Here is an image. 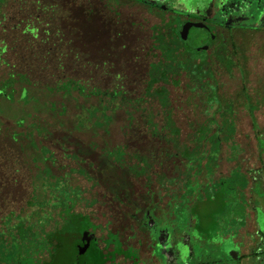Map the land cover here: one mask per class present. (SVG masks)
<instances>
[{"label": "rangeland", "instance_id": "obj_1", "mask_svg": "<svg viewBox=\"0 0 264 264\" xmlns=\"http://www.w3.org/2000/svg\"><path fill=\"white\" fill-rule=\"evenodd\" d=\"M139 1L171 11L137 0L0 3V47L5 49L0 53V86L11 84L0 95V223L7 216L13 223L24 217L23 243H28L18 245L13 238L12 255L1 253L0 264H37L28 257L39 246L33 241L36 233L46 224L36 222V216L30 219L35 208L28 201L36 206L47 189L59 203L43 211H72L102 227L90 228L102 237L100 245L108 246V264H264V0ZM186 15L194 17L196 26L183 57H195L204 71L214 70L205 75L209 87H192L189 69L177 74L163 69L159 78H152L153 71L150 76L162 60L156 36L161 32L167 39L168 26L179 25ZM173 63L175 72L178 64ZM69 78L87 88L122 91L129 101L107 112V125H97L95 110L86 108L97 105L99 97L64 94L68 83H59ZM150 81L153 95L147 96ZM23 87L27 92L20 99ZM162 92H167L165 106L155 95ZM208 92L212 95L206 97ZM227 105L236 142L246 151L236 144L229 152L226 142L217 139L214 165L188 180L181 195L173 178H165L175 177L174 167L182 164L189 174L197 160H184L179 145L173 147L164 110L169 109L177 128L175 139L188 148L199 124L204 123V136L220 132L215 109L223 111ZM78 120L85 125L76 126ZM37 127L45 131L30 136ZM104 152L117 160L101 161ZM227 156L233 161L222 167ZM45 163L51 166V179ZM91 163L105 169L97 172ZM219 164L222 173L230 171L214 180ZM135 166L145 171L136 173ZM79 168L89 169L88 174ZM199 211L210 220L207 232L199 229ZM56 227H46L43 237L62 228ZM3 234L6 245L10 237ZM41 256L39 252L37 258ZM73 256L72 249L71 261ZM88 258L77 249L76 264H92Z\"/></svg>", "mask_w": 264, "mask_h": 264}, {"label": "trees", "instance_id": "obj_2", "mask_svg": "<svg viewBox=\"0 0 264 264\" xmlns=\"http://www.w3.org/2000/svg\"><path fill=\"white\" fill-rule=\"evenodd\" d=\"M137 1L141 2V3H144V4H147L148 6L153 7V8L162 9L164 11H171L170 9L161 8V7L157 6V5L149 4V3L144 2V1H139V0H137ZM1 2H2V0H0V3ZM177 26L178 25L172 26V27L168 26L167 32L169 34V37L167 39L164 38L165 35L163 36V34L161 32L158 34V36H156L157 47H159V49L161 51L162 60L160 59V60H158L156 62V64H158L157 68L151 69L150 70L151 72L149 71L150 72V76H151L152 71H153L154 72V76L152 75V78L153 79L159 78V74H161L163 69H164L165 73H167V72L169 73L170 72L171 74H177V73H179L180 70L189 69L190 70L189 73H190V76H191V80L190 81L193 83L192 87H194V88L197 87V89H198V86L199 87H203V86L209 87L208 84L206 83L208 80H206L207 76H205V75H208L209 71L210 72L212 71V73H213L214 70H209V71L205 70L204 71L203 68H201V63L198 60H196L195 57L193 58L194 60H191V61H187L183 57V55L185 53L184 51L189 52V50L186 48V45L184 44V42L175 33L174 29ZM30 31L34 32L33 29H31ZM36 34L37 33H35V35ZM4 52H5L4 47H0V53H4ZM173 62L178 64V67L175 68L176 69L175 72H172V69H171L172 67H174L173 66L174 65ZM21 78L24 79V76H21ZM9 80L11 81V83H14V81L11 79V76L9 77ZM61 82L68 83V85L66 86V90H64V91L61 90V91L64 92V94H65V92L68 93L69 96L76 94V95H78V97H81V98H88V97H91V96L99 97L98 98L99 102H98L97 105L93 104V105H90L89 107L86 108V109L93 108L95 110L96 121H97L96 124L97 125H103V124L107 125V123L110 120L109 114H107V112L108 111H113L116 108H118L120 102H123V104H126V102L129 101V98H127L124 95V92H122V91H119L120 92L119 93L117 91H113L112 89H110V90H102V89L96 88L95 86H88V88H87V85H86L85 82L80 81V80H74L72 78L60 81V83H59L60 85H61ZM152 85H153L152 81L147 83V88L145 90V93H146L147 96H152L153 95L150 92V89L152 88ZM10 86H11L10 82H8L7 84H4V86H2V87L0 86V95H2L4 97V93L7 91L5 88L10 87ZM54 89L60 90L57 87H55ZM54 89H53V91H55ZM214 89H215V94L219 95L218 88L214 87ZM50 90L52 91V89L49 88V91ZM11 91L12 92L14 91L13 88H11ZM197 91L198 92L196 93V95L198 97L200 96L199 98L202 100V97H203L202 93L199 90H197ZM26 92H27L26 88L23 87L22 90H21L20 99L24 98L26 96ZM155 95H157L159 97L161 103L164 106L168 104L167 92H162L160 94L157 93ZM210 95H212L210 92L205 93L206 97H209ZM73 98L76 99V97H73ZM20 99H19V102H21ZM11 100H12V98H11ZM117 100H118V102H117ZM134 100H133V102H135V101L138 102V101H140V97H138V99H136L135 101ZM115 101H116V103H115ZM133 102H131V103H133ZM228 106L229 105L224 106L223 111H221V110L219 111V110L215 109L214 115L217 114V116H216L217 123H215V125L220 128V132L219 133L216 132L217 133L216 136H212L209 133H208V135L204 136L205 135L204 132H203L204 123L203 124H199L200 130L198 128L199 126H195V129H198L199 132L196 131V132H193L191 134V136L192 137L194 136L195 139H192L193 143L188 148L183 147V144H186V143H180L179 144L177 142V140L175 139L178 136V132L175 131V130H177V128L173 126L174 124H172V122L170 120L169 109H166L167 111L164 110V113H165V115H164L165 127L169 128V129L172 127L171 128L172 129V135H173L174 138L172 140L173 142H171V143L173 144V147L175 145H179L178 148L181 151L178 152V153L184 160L189 161V160H187L188 158H192V159H196L197 160V162L195 163V166L193 167V169H189L190 170L189 174L185 173L186 167H185L184 164H182V165H177V166L174 167L176 169L175 170V172H176V176L175 177H168V178L166 177L165 178V181L167 179H169V178H173V182H175V185H177L179 187V188L178 187L176 188V191L181 189V191H182L181 195H183L185 193V187L184 186H185V184H186V182L188 180H196L198 178V175H199L200 171L205 168L204 166H206V168L209 169V168H211V166L214 165V160H215L214 158L215 157L211 153H213L212 147L214 148V146H215L214 142L217 141V139L219 140L221 138L220 139L221 141H225L226 142L227 149H228L229 152H232L233 146L237 144L236 138H235L236 137V134H235V122H234V118L230 117L228 115V113H229V111H227V107ZM230 108H231V105H230ZM127 114H129V116H130L131 115V111H128ZM21 118L22 117H20L18 119V124L19 125H21V123L23 121V119H21ZM207 120L209 121L210 118L207 119ZM83 123H84L83 120H78L76 126L82 127V126L85 125ZM205 127H207V126H205ZM206 130H211V128L208 126V128ZM32 131H35L38 134H40V133L42 134V131H45V128H43V127H39L38 128L37 127L34 130H30V132H28V134L30 136H31ZM15 134L17 136V135H21L23 133H21V132L17 133L16 132ZM157 134H159V133H157ZM16 136H14V138H16ZM160 136L164 137L163 134H161ZM30 143H31V145H34L33 148H37V146H35L36 144L34 143V141H30ZM237 146L242 148L243 151H246L245 148L242 147V145H238L237 144ZM230 147H231V149H230ZM205 149H206V152H207L206 155H205ZM45 150H47V149H45ZM122 151L123 150L120 149V153H122ZM201 151L204 154V155L202 154V156L200 155ZM74 157L76 158L77 156H74ZM99 158L101 159V161H102L103 158H105L104 160H105V163H107V164H109L113 160L114 161L117 160L116 158L106 156L105 152L102 153L99 156ZM226 158H228V156ZM139 159L142 160L141 157H139ZM232 161H233L232 157H231V161H230L229 158L226 159L223 163H221L222 167L227 166ZM204 163H205V165H204ZM45 164L46 165H45V167H43V169L45 170V168L48 167L47 170H45V171L47 172V175L49 176V179H51L50 178V176H52L51 175V166L49 164H47V163H45ZM91 164H92V166L96 167L97 172L99 171V169H101V170L105 169V167L103 168V167L99 166L98 163L96 165H95V163H91ZM221 164H219L218 167H217V175H218V177H217V175H214V177H215L214 180L218 179L219 177H224L222 175L227 174L230 171L229 170L226 173H222L223 172V168L221 170V168H220ZM233 168H235V167H233ZM133 169H134L133 171H136V173H139V174L143 173L145 171L144 167H142L141 169L136 170L137 167L135 166V167H133ZM78 170H79L80 173H83L84 175L88 174V172H89L88 171L89 169H87V168L86 169L79 168ZM212 177H213V175H212ZM55 179H57L56 183H58V179H60V178L58 176V177H55ZM214 180H212V181H214ZM212 181H211L210 184H213ZM49 183H51V182H49ZM43 184L44 183H42V185ZM68 189L70 190V187H68ZM163 189H165V187ZM47 194L48 195H46L43 198H41V201H37L36 202V204H37L36 206L37 207L35 206L34 201H32V200L28 201L29 202V206L32 209L35 208L34 211H32L30 213V216H29L30 219H34V217L36 216V222H39L41 220L43 224H46L43 227V230L46 227H52V226H54V227L60 226V227H62L61 228V230H62L67 224L70 223V221H73V223L76 226V231H75V234H74V238L72 239L73 241H71V242H73V244L75 246H73L74 256H73V260L71 261L70 264H76V251H77V249L79 250V252L82 255H84L85 257H89L88 261H90L92 264H105V262L107 260L106 253H105L106 249H105V247H102L100 245V244H102L103 239H102V237L99 238V237L95 236L94 232L90 228L91 226H93L94 230H101L102 227L101 226H97V224L92 222L87 216H85L83 214L73 213L72 211H43L44 210V206L46 207L45 208L46 210H51L50 206L54 205V207H56L55 205H57V203H59V200H56L54 198V194H52V193L50 194V192H48V189H47ZM174 194H176V192ZM206 198H210V197H206ZM184 199H186V198H184ZM181 206H182L181 203L176 206L178 211L180 210ZM64 221H66V222H64ZM22 222H24V217H22V216H18L16 218V222L15 223H13V219H12L11 216H7L6 218H4L2 220V223H0V242L2 244L0 246V255L4 254V256L8 255V257L10 255H12L11 254L12 252H11L10 249L15 247L14 243H13L15 241L16 242L19 241L18 245H20L21 243L23 245L26 244V243H23L24 242L23 240H24L25 236H22V232H23V229H24L25 226H23ZM4 230H6L8 232L9 237H10V241H11V239L13 240V238H15V241L14 240L12 242L8 241V243H6V245H5L4 244L5 243V238H3L5 233L3 234V232H6V231H4ZM43 230H41L42 231L41 233H36V237L33 239V241L37 242L39 244V246H36V248L33 249L34 252H33V254H30V257H28V259L29 260L30 259L31 260L35 259L37 261V264H42L44 261L48 260V258L50 257V260L47 263H45V264H50L53 261V259L55 258L56 253L60 249H62L64 247V243L56 239V234L59 233L61 230L59 232H54V231L48 232L47 234H44V237L42 235V233H44ZM30 239H28V240H30ZM41 242H42V245L40 246ZM69 243H70V241H69ZM55 244H58L59 247L56 248V249H53ZM3 248L5 250H3ZM39 252H42V256H41V258L38 259L37 258V254ZM49 255H51V256H49ZM11 257L13 258V256H11Z\"/></svg>", "mask_w": 264, "mask_h": 264}, {"label": "water", "instance_id": "obj_3", "mask_svg": "<svg viewBox=\"0 0 264 264\" xmlns=\"http://www.w3.org/2000/svg\"><path fill=\"white\" fill-rule=\"evenodd\" d=\"M161 8H165L164 5L159 6ZM195 23H181L177 27H175L174 31L179 36V38L184 42V44H190L192 40V33L195 29ZM199 215L201 218V223L199 224V229L207 232L205 227L210 223L206 217L199 211ZM203 215V216H202ZM76 231V226L73 221H70V224H67L59 233L56 234V239L64 243V247L60 249L55 258L50 264H69L72 257V247L69 244V241L74 238V234Z\"/></svg>", "mask_w": 264, "mask_h": 264}, {"label": "flooded vegetation", "instance_id": "obj_4", "mask_svg": "<svg viewBox=\"0 0 264 264\" xmlns=\"http://www.w3.org/2000/svg\"><path fill=\"white\" fill-rule=\"evenodd\" d=\"M184 16V15H183ZM194 17L193 16H189V15H186V20H184V21H182L181 23H186V22H190V23H195L194 22V19H193ZM180 23V24H181ZM149 191V190H148ZM151 191H149L148 193H150ZM152 193V192H151ZM153 194V193H152ZM153 196V195H152ZM71 241H73V240H70V245H71V247H72V249H73V246H75L74 244H73V242H71ZM108 245V244H107ZM75 248V247H74ZM107 248V249H106ZM105 253H106V255L107 254H109V256L107 255V260H106V262H105V264H108V262H109V260L108 259H111V257H110V253H108L109 251H108V246L106 247L105 246ZM76 256H77V251H76Z\"/></svg>", "mask_w": 264, "mask_h": 264}, {"label": "crops", "instance_id": "obj_5", "mask_svg": "<svg viewBox=\"0 0 264 264\" xmlns=\"http://www.w3.org/2000/svg\"><path fill=\"white\" fill-rule=\"evenodd\" d=\"M162 1V0H161ZM164 1V0H163ZM218 0H215V3H218L217 2ZM221 1V0H220ZM223 1V0H222ZM225 1H227V0H224V2L223 3H226ZM236 1V0H235ZM179 9H184V5L183 4H179ZM264 12V11H263ZM263 21V20H262ZM262 21L260 22V23H262Z\"/></svg>", "mask_w": 264, "mask_h": 264}]
</instances>
